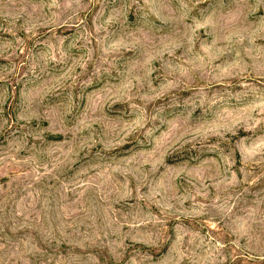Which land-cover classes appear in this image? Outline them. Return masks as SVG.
I'll return each instance as SVG.
<instances>
[{
    "label": "rangeland",
    "instance_id": "rangeland-1",
    "mask_svg": "<svg viewBox=\"0 0 264 264\" xmlns=\"http://www.w3.org/2000/svg\"><path fill=\"white\" fill-rule=\"evenodd\" d=\"M0 264H264V0H0Z\"/></svg>",
    "mask_w": 264,
    "mask_h": 264
}]
</instances>
